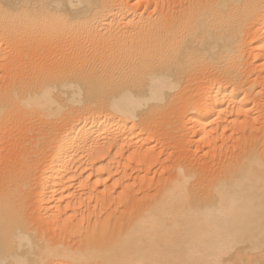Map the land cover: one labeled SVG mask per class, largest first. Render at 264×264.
Wrapping results in <instances>:
<instances>
[{"label": "bare ground", "instance_id": "bare-ground-1", "mask_svg": "<svg viewBox=\"0 0 264 264\" xmlns=\"http://www.w3.org/2000/svg\"><path fill=\"white\" fill-rule=\"evenodd\" d=\"M0 264H264V0H0Z\"/></svg>", "mask_w": 264, "mask_h": 264}]
</instances>
